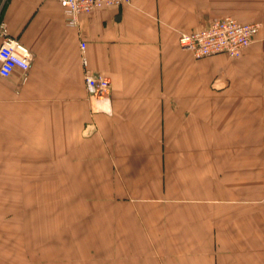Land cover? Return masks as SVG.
<instances>
[{
	"label": "crops",
	"instance_id": "obj_1",
	"mask_svg": "<svg viewBox=\"0 0 264 264\" xmlns=\"http://www.w3.org/2000/svg\"><path fill=\"white\" fill-rule=\"evenodd\" d=\"M226 16L260 23L240 57L179 48ZM0 20L31 53L0 77V264H264V0H130L75 24L6 0Z\"/></svg>",
	"mask_w": 264,
	"mask_h": 264
},
{
	"label": "built area",
	"instance_id": "obj_2",
	"mask_svg": "<svg viewBox=\"0 0 264 264\" xmlns=\"http://www.w3.org/2000/svg\"><path fill=\"white\" fill-rule=\"evenodd\" d=\"M65 10L66 16L76 23L78 16L90 14L100 8H114L128 4L130 0H56ZM6 0H0V14ZM260 29V23H241L226 16L215 19L206 28L187 34H180L177 43L180 49L189 52L195 58L207 57L224 53L231 58H238L250 46ZM0 77L7 78L15 70L25 73L31 63L30 51L18 40L7 35L5 25L0 20ZM84 44L81 45V50ZM84 67L83 80L87 93L92 96H102L108 92L110 83L102 75H95ZM261 205L264 209V188Z\"/></svg>",
	"mask_w": 264,
	"mask_h": 264
}]
</instances>
